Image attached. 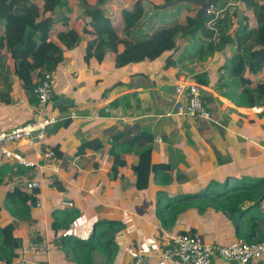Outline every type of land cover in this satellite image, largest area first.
<instances>
[{
	"label": "crops",
	"instance_id": "0c3cea01",
	"mask_svg": "<svg viewBox=\"0 0 264 264\" xmlns=\"http://www.w3.org/2000/svg\"><path fill=\"white\" fill-rule=\"evenodd\" d=\"M144 1L152 7L163 4V0ZM221 1L222 5H228L213 7L212 18L228 6L242 9V3L236 5L235 0ZM135 2L137 0H109L110 15L116 19L122 9H131ZM79 9H83L79 1H70L54 16L56 21L69 17V28L82 35L80 44L69 48L62 37L67 28L63 21L58 22L51 33V41L64 54L55 70L57 98L50 106L58 122L49 129L41 147L25 143L19 146L23 157L36 165L30 177L13 179V183L8 182V178L5 181L13 187H23V181L28 179L42 183L41 206L33 209V220L20 222L14 231L21 247L15 250L19 257L11 264H76L57 242L66 235L90 242L96 224L102 221L119 222L123 226L117 234H112L117 245L115 250L111 247L114 250L112 264H134L137 255L144 256L146 264H175L164 260L162 254L166 239L183 232H191L210 245H229L238 240L229 213L213 206L200 213L194 206L196 199L189 200L188 205L183 202L186 197L213 190L214 186H218L216 193L228 188L229 192L251 194V200L241 207V212L247 216H243L242 222L246 234L253 236L249 240L264 239V106L240 107L227 98L233 96L235 89L224 86L227 74L223 67L235 54L236 46L229 45L200 62L196 55L198 46L193 45V40L192 46L189 41L183 51L180 58L183 62L178 61L174 66L169 67L168 63L178 58L182 45L173 51L166 50L153 62L117 67L125 50L120 45L118 54L109 53L100 63L94 56L86 55L88 42L94 36L84 35L85 29L91 28L89 19H76ZM199 9L197 7L191 15L197 17ZM250 17V25L255 26L254 16L250 14ZM233 21L237 28L238 19ZM214 32L201 30L199 39L210 40L207 38L210 34L213 41ZM14 64L4 51L0 59V92L4 94L8 87L6 78L12 82V92L10 104L2 102L0 97V131L33 121L35 104L30 103L21 82L12 77ZM35 76L26 74L22 81L25 84L37 82L39 79ZM248 77L254 84L264 83V68ZM194 83L202 89L212 120L177 114L180 99L175 92L176 85L188 87ZM59 96L72 99L74 105L55 107ZM67 120L71 124L64 127ZM57 126H60L58 130ZM144 131L154 139L151 143L154 164L169 166L166 173L171 182L168 186L157 185L152 174L148 189L136 188L133 167L139 162L140 147L131 141ZM86 142L92 146L79 154V148ZM56 148L69 157L66 168H62L56 154L52 159L45 158L47 152ZM120 161L125 165L117 166ZM54 168H58L57 173ZM18 181L21 185H15ZM231 181H235L232 186ZM67 202L73 203V207L66 206ZM160 204L162 207H189L174 226L165 227L159 214ZM74 207L80 209V217L70 229H62L55 235L51 229L55 222L53 213ZM2 209L0 226L8 230L13 218ZM35 246L37 250L33 249ZM107 259L102 252L93 253L94 264H104ZM214 264L235 263L216 260ZM254 264H264V257Z\"/></svg>",
	"mask_w": 264,
	"mask_h": 264
},
{
	"label": "trees",
	"instance_id": "16d2710c",
	"mask_svg": "<svg viewBox=\"0 0 264 264\" xmlns=\"http://www.w3.org/2000/svg\"><path fill=\"white\" fill-rule=\"evenodd\" d=\"M70 1L74 0H0V59L5 51L14 60L12 77L21 82L30 103L35 106L37 105L35 91L44 72L55 71L64 59L63 51L51 41V33L56 24L63 21L67 26L62 37L69 48L77 46L82 41V35L75 29L69 28V17L59 21L54 17L58 10ZM77 1L83 9L81 11L79 9L76 19L85 21L89 19L88 26L91 30L85 29L84 35L94 36V39L88 42L87 56L92 55L101 63L107 54H118V47L123 45L125 50L121 62L116 65L120 67L145 61L153 62L166 50L173 51L178 45H182V52L178 54V58L168 63L171 67L178 61L183 62L180 58L189 41L191 43L194 40L193 45L198 46L196 55L200 62L206 61L216 51H224L229 45H235V54L223 67L227 74L223 82L224 86L230 85L235 89L233 96L227 98L240 107L264 106V83L254 84L248 77L250 74H258L264 68V0H241L240 8L244 9L245 15L240 25L237 22L239 25L237 31L233 21L238 19L237 7L228 6L214 18L211 15L205 20H197L191 15L198 7L193 3L183 2L170 6L178 0H163L162 5L152 7L144 0H137L131 9H122L120 15L114 19L110 15L109 0ZM225 5H222L221 0H214V7L223 8ZM250 14L255 18V26L250 25ZM206 29L215 31L213 41L210 34L207 37L210 40L199 39L198 32ZM29 73H34L39 80L29 84L23 83L24 76ZM4 81L8 87L5 88L4 94L0 92V97L2 102L10 104L12 82H9V78ZM56 98L54 97V100ZM70 124V120L63 123L64 127ZM59 127L57 126V130ZM153 140V136L144 131L131 141L133 145L137 144L140 147L139 162L133 167L138 190L148 189L152 174L157 185L168 186L171 182L170 176L166 173L169 166L153 162L151 145ZM91 146L90 142L82 144L78 153H85ZM95 148H98V145ZM54 150L62 168H66L69 157L59 152L57 148ZM124 165V161L117 164V166ZM33 170L34 168L12 166L9 163L0 165V188L7 184L5 179L8 178V182L11 183L14 182L13 179L20 180L21 177L26 179ZM40 195V189L28 192L21 186H15L7 192L5 207L13 218V225L8 230L0 226V262L11 264L19 257L15 250L21 247V241L14 237V231L20 222L33 220V209L36 208ZM251 198V194L247 192L232 193L227 188L223 193H216L214 188L200 196L186 197L183 202L188 205L189 200L196 199L198 202L192 205L197 206L200 213L205 212L209 206L223 213H229L238 240L247 237L244 240L252 242L257 240H249L253 236L246 234V226L242 222L246 213L241 212L244 202L250 201ZM188 207L179 208L172 205L161 209L160 204L159 214L162 216L164 226H174L178 217ZM53 215L55 222L51 229L55 235H59L60 230L70 229L80 217V209L74 207L56 210ZM2 218L3 209L0 205V222ZM99 224H105L108 229L98 234ZM122 229L123 226L119 222L102 221L96 224L93 240L90 242L66 235L62 236L57 244L76 264H94L92 257L95 251L106 254L108 259L104 264H112L113 252L117 248L112 234H117Z\"/></svg>",
	"mask_w": 264,
	"mask_h": 264
},
{
	"label": "built area",
	"instance_id": "2783aa9c",
	"mask_svg": "<svg viewBox=\"0 0 264 264\" xmlns=\"http://www.w3.org/2000/svg\"><path fill=\"white\" fill-rule=\"evenodd\" d=\"M238 5L241 0H235ZM215 12L212 9L210 16ZM56 88L55 71H45L35 93L37 105L34 109L33 121L29 124L0 131V161L6 160L14 164H19L26 168H33L36 165L25 159L20 152L19 146L25 143L27 146L41 147L47 137L49 129L54 126L58 119L52 115L50 106L54 101ZM175 92L180 99L177 102V114L179 116L212 120V113L207 109L202 89L199 84H191L186 87L178 84ZM13 145H16L14 148ZM54 151L46 153L45 158L52 159ZM57 173L58 168H54ZM30 177V176H29ZM23 187L32 192L40 189L42 183L39 180H25ZM68 207H73V203H65ZM38 202L35 206L40 207ZM34 208V207H33ZM37 250L35 246L33 248ZM264 256V239L258 242H247L239 239L229 245H210L205 243L199 236L191 232H183L166 239L165 249L162 258L172 261L175 264H214L216 260L236 264H254ZM134 264H146L144 256L137 255Z\"/></svg>",
	"mask_w": 264,
	"mask_h": 264
},
{
	"label": "water",
	"instance_id": "95a60500",
	"mask_svg": "<svg viewBox=\"0 0 264 264\" xmlns=\"http://www.w3.org/2000/svg\"><path fill=\"white\" fill-rule=\"evenodd\" d=\"M193 3L197 5L200 9L197 13V20H205L209 17L210 11L214 7V0H207V1H200V0H178L176 2H173L170 4V6H176L180 3ZM245 11L241 9L239 11V17H238V24L240 25L244 19ZM236 30H239V26H237ZM74 105V101L70 98H66L64 96H59L58 99L55 101L54 106L55 107H61V106H70L72 107Z\"/></svg>",
	"mask_w": 264,
	"mask_h": 264
},
{
	"label": "rangeland",
	"instance_id": "374dc122",
	"mask_svg": "<svg viewBox=\"0 0 264 264\" xmlns=\"http://www.w3.org/2000/svg\"><path fill=\"white\" fill-rule=\"evenodd\" d=\"M2 164H6V163L2 162V160H1L0 165H2ZM12 166H17V164H13ZM5 181H7V179H5ZM231 182H232L231 183V186H232L235 181H231ZM15 185H21V181H18ZM12 187H13L12 184L11 185L7 184V185L1 186V188H0V205L4 208V212L7 214H9V212L5 207V195H6V191L11 189ZM214 187L217 188L218 186H214ZM231 192L233 193V191H231ZM165 201H166V199H165ZM162 208L163 207L161 206V209ZM106 229H108V226L105 227V224H99V226L97 228V231L99 232L98 234L103 233L104 232L103 230H106Z\"/></svg>",
	"mask_w": 264,
	"mask_h": 264
},
{
	"label": "clouds",
	"instance_id": "9594fccd",
	"mask_svg": "<svg viewBox=\"0 0 264 264\" xmlns=\"http://www.w3.org/2000/svg\"><path fill=\"white\" fill-rule=\"evenodd\" d=\"M210 16V15H209ZM263 240V239H262ZM258 241H261V240H258ZM258 241H252V242H258ZM264 257V256H263ZM259 261V260H258ZM236 264V263H235Z\"/></svg>",
	"mask_w": 264,
	"mask_h": 264
}]
</instances>
